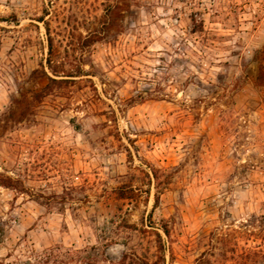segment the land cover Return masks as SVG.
<instances>
[{
  "label": "rangeland",
  "instance_id": "rangeland-1",
  "mask_svg": "<svg viewBox=\"0 0 264 264\" xmlns=\"http://www.w3.org/2000/svg\"><path fill=\"white\" fill-rule=\"evenodd\" d=\"M109 3L0 0V116L46 84L45 27L90 73L0 122L27 191L0 187V264H264V0H120L80 50Z\"/></svg>",
  "mask_w": 264,
  "mask_h": 264
},
{
  "label": "trees",
  "instance_id": "trees-1",
  "mask_svg": "<svg viewBox=\"0 0 264 264\" xmlns=\"http://www.w3.org/2000/svg\"><path fill=\"white\" fill-rule=\"evenodd\" d=\"M120 17H122L120 0H111V3L105 5L103 14L99 17L96 27L90 30L85 37H80V50L104 41L112 36V34H115L118 31L117 20ZM45 30L47 35V57L45 58L44 63H40V69L34 70L32 74L34 75L35 81L45 80L46 84L36 92L31 91L29 96L21 94L22 100L11 97L7 112L0 116V122H2L5 130H12L16 125L24 121H29L23 117L24 113L30 110L34 104L41 103L42 99L49 96L55 90L62 89L69 84H74L76 80H79L81 77L90 75V73L83 69V63L72 65L65 60L58 59V55L53 49V42L49 35L48 28L45 27ZM152 176L156 179L155 171L152 172ZM0 187L20 193H27L26 189L19 183V181L2 173H0ZM114 192L115 198L118 201L131 200L134 194V191L131 188L126 189L125 187L117 188ZM158 200V196H156L154 199L155 206L158 204ZM160 230L165 237L169 236V230L165 225H163ZM154 234L158 240L157 250L160 252L163 250L161 237L157 232ZM135 258L138 261V264H149L145 260H141L138 257ZM126 259L127 255L123 254L121 264H125ZM152 264H164V257H160Z\"/></svg>",
  "mask_w": 264,
  "mask_h": 264
}]
</instances>
